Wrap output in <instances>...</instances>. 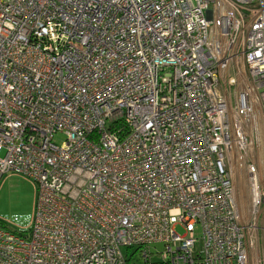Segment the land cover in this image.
Segmentation results:
<instances>
[{"label": "built area", "instance_id": "obj_1", "mask_svg": "<svg viewBox=\"0 0 264 264\" xmlns=\"http://www.w3.org/2000/svg\"><path fill=\"white\" fill-rule=\"evenodd\" d=\"M256 113L264 0H0V179L36 189L0 264H253Z\"/></svg>", "mask_w": 264, "mask_h": 264}, {"label": "rangeland", "instance_id": "obj_2", "mask_svg": "<svg viewBox=\"0 0 264 264\" xmlns=\"http://www.w3.org/2000/svg\"><path fill=\"white\" fill-rule=\"evenodd\" d=\"M249 133L258 139V160L260 168H264V137L263 124L260 113H256L245 123ZM261 135V143H260ZM252 158L255 160L254 156ZM236 164L239 171H233V181L236 192L237 207L242 221L250 216V192L248 187V175L245 165V158H237ZM242 187V188H241ZM241 189L244 194L241 195ZM36 196L35 184L32 179L19 173L4 174L0 179V220L14 230H22L30 224L34 200ZM243 198V205L240 207V199ZM176 231L182 233V228L177 227ZM258 243L253 252V264H264V215L259 219ZM164 264V263H153Z\"/></svg>", "mask_w": 264, "mask_h": 264}, {"label": "bare ground", "instance_id": "obj_3", "mask_svg": "<svg viewBox=\"0 0 264 264\" xmlns=\"http://www.w3.org/2000/svg\"><path fill=\"white\" fill-rule=\"evenodd\" d=\"M260 143H261V135H260ZM238 168V166H237V164H236V160H234L233 161V163H232V169H233V171L235 172V170ZM238 171H239V168L237 169ZM236 170V171H237ZM242 188V187H241ZM241 195H243L244 194V191H243V189H241ZM242 205H243V198H241L240 199V207H242Z\"/></svg>", "mask_w": 264, "mask_h": 264}]
</instances>
